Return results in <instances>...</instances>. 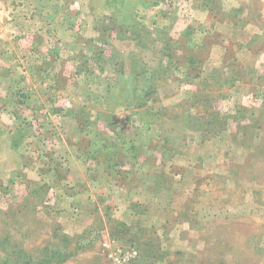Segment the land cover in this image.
I'll list each match as a JSON object with an SVG mask.
<instances>
[{
	"label": "rangeland",
	"instance_id": "obj_1",
	"mask_svg": "<svg viewBox=\"0 0 264 264\" xmlns=\"http://www.w3.org/2000/svg\"><path fill=\"white\" fill-rule=\"evenodd\" d=\"M209 6L0 0V264H136L157 240L173 264H264V0ZM240 6L241 51L203 40Z\"/></svg>",
	"mask_w": 264,
	"mask_h": 264
},
{
	"label": "trees",
	"instance_id": "obj_2",
	"mask_svg": "<svg viewBox=\"0 0 264 264\" xmlns=\"http://www.w3.org/2000/svg\"><path fill=\"white\" fill-rule=\"evenodd\" d=\"M120 4L124 1V0H119ZM122 6V5H120ZM215 7V8H214ZM209 10H215L216 12L221 13V0H210V6H209ZM241 11H244L243 7L240 6V8H235V9H231L230 11L226 12V16L225 18H227L228 20H230L229 22L232 24V27L234 29H230L229 32L227 33H223L222 35L219 33H214L212 36L210 37H205L203 38V40H209L212 42L216 39V37H219L228 41V49H230L232 47V49L234 48L233 52H237V50H240V47H242V45L240 43H238L236 41V37L237 35L241 36L240 33L243 32V29H245V26L247 25V21L243 20V18L241 17L242 13H240ZM219 19H222L221 17ZM259 30V26H256ZM127 28L128 31L129 27H125V29ZM133 28V27H132ZM132 30V29H131ZM262 32V31H261ZM132 33H138L137 29H135ZM162 33V32H161ZM136 34V37L137 35ZM243 35V34H242ZM263 38V35H258L255 34L252 36V39H256L259 40ZM251 43V42H249ZM247 44V47H251L250 44ZM195 49V48H194ZM227 49V48H226ZM231 50V49H230ZM195 51V50H194ZM249 51H254L253 48ZM258 51V49L256 50ZM198 52H200V47H198V49L193 52L192 56H189L187 58H185V62L187 60H193L194 62L198 61L199 58L198 56L200 55V53L198 54ZM231 53V51H229ZM229 54V53H228ZM236 54V53H234ZM264 69V68H263ZM249 70H253V68H249ZM264 70H262V74H257V81L258 82H264ZM234 74V73H233ZM232 74V75H233ZM235 77V76H234ZM231 78H229L230 80ZM219 81V80H218ZM215 98V95L213 94L212 91L210 92H206V94H203L201 98L198 99H194L192 102V105L194 107V109H198V107H200L202 104L205 106L210 105V100H212V98ZM186 106H184L183 108H185ZM258 111L256 112L257 115H255V111L253 112L252 116H251V124L254 123V125H251L250 129H254V131H256L254 134H256V137L259 139L258 143H262V145L264 146V106H262L261 108L257 109ZM204 111V116L202 117L203 120H201V123L199 124V128H201V131H203L206 135H210V134H217L220 133L221 130V126H222V119H220V116L214 112H210L209 110H207V112ZM240 111V112H239ZM239 111L236 112V118H239V113H243L242 109H239ZM251 114V113H250ZM247 116V114L245 115V117ZM254 119V120H252ZM261 123V124H259ZM223 129V128H222ZM238 131V129H237ZM237 133V132H235ZM248 134H245L243 137H247ZM166 142L168 141L167 139L165 140ZM167 144H163V148L166 147ZM253 177V176H251ZM30 197L24 200V203L19 204V208H16V213L17 214H22V212L20 211H28L29 207H32V209H30V211H33L34 209H36L37 205L34 203V198L31 199V195H34V193L32 192V194H29ZM20 221V220H19ZM118 227L124 228V224H122V222H114ZM119 228V229H121ZM127 232H129V229H127ZM125 231V230H124ZM118 233H121L120 230H117ZM133 236V235H132ZM254 236H245V239H252ZM243 238V237H241ZM127 242H133L132 238L127 239ZM254 244V250L256 251L255 253L257 255H259L260 253L264 254V247H261L258 243H253ZM152 246V248H154V250L151 248L149 251H141L140 256L138 257V260L136 262V264H173L174 262L172 260L169 259V256L171 257V252H166L164 250H159V246H160V242L157 240L156 244H154L153 242H151L150 244ZM235 247V246H234ZM161 251L159 253H157V251ZM179 253L176 252V255H178ZM175 255V253H174ZM173 256V255H172ZM218 264H239L238 260H231L230 263H226L223 262V260H216L215 261Z\"/></svg>",
	"mask_w": 264,
	"mask_h": 264
}]
</instances>
